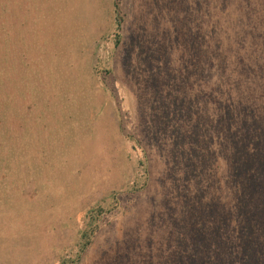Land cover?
<instances>
[{"label": "rangeland", "instance_id": "obj_1", "mask_svg": "<svg viewBox=\"0 0 264 264\" xmlns=\"http://www.w3.org/2000/svg\"><path fill=\"white\" fill-rule=\"evenodd\" d=\"M133 51L192 80L149 131ZM2 175L45 264H264V0H0Z\"/></svg>", "mask_w": 264, "mask_h": 264}, {"label": "crops", "instance_id": "obj_2", "mask_svg": "<svg viewBox=\"0 0 264 264\" xmlns=\"http://www.w3.org/2000/svg\"><path fill=\"white\" fill-rule=\"evenodd\" d=\"M136 10L138 9L133 7L129 17L128 25L132 30L134 29L132 24ZM143 11L145 12V10ZM139 24H141L140 20ZM142 25L146 24L143 22ZM131 34L134 35L133 32ZM139 35H141L140 31L135 36L137 41L141 40ZM147 39L143 46L146 45ZM142 52L144 59L145 52ZM158 59L156 58L157 61H155L157 66L151 69L139 61V52L135 51L134 53L133 51L128 61L130 66L122 69L118 63L120 77L132 86L136 116L138 120L143 121L142 129L148 131L153 127L151 121L164 119L163 116L170 112L175 113L173 108L166 105L170 103L169 98L171 97L168 95L173 96L174 99L191 97L186 86L192 83V80L182 83L186 92L183 91L181 94L179 83L173 85L167 81L169 71L162 67L161 61ZM39 204L35 192L27 191L25 179L22 181L18 176H0V264H45L41 262L40 253H38V258L36 255V248L40 252V244L39 246L32 245L33 240L39 235V219L35 218V213L40 212ZM18 240L25 245L18 244ZM18 248L26 250L23 253H18ZM27 252H30V255Z\"/></svg>", "mask_w": 264, "mask_h": 264}]
</instances>
